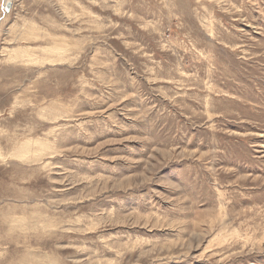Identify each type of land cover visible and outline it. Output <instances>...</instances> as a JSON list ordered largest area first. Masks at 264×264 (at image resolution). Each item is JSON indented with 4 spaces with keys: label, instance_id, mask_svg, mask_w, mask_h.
<instances>
[{
    "label": "rangeland",
    "instance_id": "1",
    "mask_svg": "<svg viewBox=\"0 0 264 264\" xmlns=\"http://www.w3.org/2000/svg\"><path fill=\"white\" fill-rule=\"evenodd\" d=\"M0 264H264V0H0Z\"/></svg>",
    "mask_w": 264,
    "mask_h": 264
},
{
    "label": "bare ground",
    "instance_id": "2",
    "mask_svg": "<svg viewBox=\"0 0 264 264\" xmlns=\"http://www.w3.org/2000/svg\"><path fill=\"white\" fill-rule=\"evenodd\" d=\"M12 0H4V3L7 4V3H10Z\"/></svg>",
    "mask_w": 264,
    "mask_h": 264
}]
</instances>
